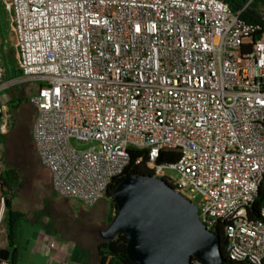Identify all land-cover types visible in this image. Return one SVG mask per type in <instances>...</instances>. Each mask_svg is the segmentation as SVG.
<instances>
[{"label": "built area", "instance_id": "obj_1", "mask_svg": "<svg viewBox=\"0 0 264 264\" xmlns=\"http://www.w3.org/2000/svg\"><path fill=\"white\" fill-rule=\"evenodd\" d=\"M4 10L21 77L6 79L0 50V137L11 126L7 93L37 84L31 134L54 193L94 206L131 165L130 150H145L152 176L193 202L208 231L223 227L229 260L264 264V29L241 18L244 8L222 0H4ZM165 151L179 159L160 165ZM5 210L0 198V231ZM45 246L64 252L49 264H72L70 241Z\"/></svg>", "mask_w": 264, "mask_h": 264}, {"label": "rangeland", "instance_id": "obj_2", "mask_svg": "<svg viewBox=\"0 0 264 264\" xmlns=\"http://www.w3.org/2000/svg\"><path fill=\"white\" fill-rule=\"evenodd\" d=\"M260 13L264 16V3L260 6ZM2 38H8L12 44L9 50L10 62L17 70L13 46L15 38L10 27V17L4 10V0H0V41H3ZM36 89L35 83L18 84L7 93L10 101L14 97L23 98L24 101L14 110L9 105L11 126L3 135L2 148L3 161L16 168L21 176L13 200V209L25 216L18 229V242L24 247L23 252L27 253L31 247L47 245L52 238H56L59 243L70 241L75 258H85L92 264L94 250L103 240L92 232L91 227L92 224L99 227L101 221H108L110 201L105 197L94 206H86L75 199H63L52 191L50 173L41 166L30 139L35 116V108L30 104V99ZM164 171L170 180H178L174 169L165 168ZM44 231L46 234L43 235ZM6 246L7 230L3 225L0 247Z\"/></svg>", "mask_w": 264, "mask_h": 264}, {"label": "water", "instance_id": "obj_3", "mask_svg": "<svg viewBox=\"0 0 264 264\" xmlns=\"http://www.w3.org/2000/svg\"><path fill=\"white\" fill-rule=\"evenodd\" d=\"M244 11L264 23L250 7ZM117 213L103 241L116 234L127 238L126 253L133 264H227L217 232L200 221L198 207L164 179L134 174L122 179L113 194Z\"/></svg>", "mask_w": 264, "mask_h": 264}, {"label": "trees", "instance_id": "obj_4", "mask_svg": "<svg viewBox=\"0 0 264 264\" xmlns=\"http://www.w3.org/2000/svg\"><path fill=\"white\" fill-rule=\"evenodd\" d=\"M227 3L231 9L235 12L243 9L248 5L252 10L260 13V6L264 3V0H222ZM241 18L249 23L260 24L264 29V23L253 18L251 15L243 11ZM21 77V72L17 69L13 71L6 70V79L13 80ZM24 102L23 98L14 97L10 102V108L12 110L18 108L17 106ZM35 118V116H34ZM30 139L33 142L32 134L30 133ZM3 136L0 137V146H3ZM34 145V143H33ZM132 157L131 165L117 178L114 179L110 185L106 197L110 201V216L108 222L111 223L115 214L117 213L116 203L113 200V194L122 179L129 175L142 174L152 175L151 171L147 168V151L132 149L130 150ZM141 158L140 164H135V161ZM179 159V153L175 151H165L162 153L161 158L158 160L160 165H172ZM0 198L5 201V217L4 225L7 230V246L0 247V259L10 260L12 264H15L18 248L16 246V236L21 223L25 220V216L21 212H17L13 209V200L15 198V189L20 185V173L13 166L7 164L2 159V153L0 154ZM53 191V190H52ZM67 200V199H66ZM262 203V195L255 202L251 210V218H260V208ZM218 234L222 242V251L226 259L227 264H241L236 261L229 260L225 254L224 245L226 243L224 236L223 227H218ZM127 238L124 234L118 233L116 236L109 241H102L98 243L96 249L98 253L99 262L98 264H133L126 253Z\"/></svg>", "mask_w": 264, "mask_h": 264}, {"label": "crops", "instance_id": "obj_5", "mask_svg": "<svg viewBox=\"0 0 264 264\" xmlns=\"http://www.w3.org/2000/svg\"><path fill=\"white\" fill-rule=\"evenodd\" d=\"M11 27V26H10ZM15 38V37H14ZM3 41H0L1 45V58H2V66L5 68V70L13 71V66L11 65L10 62V55H9V50L12 49V44L8 41V38H2ZM15 47V43L13 45ZM16 48H15V58H16ZM16 246L18 248V255L15 261V264H49V259L48 256L52 255V257L59 259L64 257V252L63 250H56L52 251L49 253V250L45 245L41 246H34L31 247L30 250L23 252L24 247L21 246V244L18 242V238L16 236ZM71 263L72 264H91L88 263L85 258L80 259V258H75V254L72 251L71 255ZM99 258H98V253L97 249L94 250V255H93V262L92 264H98Z\"/></svg>", "mask_w": 264, "mask_h": 264}, {"label": "flooded vegetation", "instance_id": "obj_6", "mask_svg": "<svg viewBox=\"0 0 264 264\" xmlns=\"http://www.w3.org/2000/svg\"><path fill=\"white\" fill-rule=\"evenodd\" d=\"M101 222H102V225L101 226L94 227L93 224H92V227H91L92 232L97 233L100 238H101V233L103 232L102 229L104 227H106V225H109V222L107 220H103Z\"/></svg>", "mask_w": 264, "mask_h": 264}]
</instances>
